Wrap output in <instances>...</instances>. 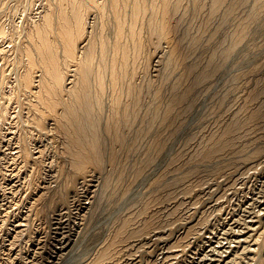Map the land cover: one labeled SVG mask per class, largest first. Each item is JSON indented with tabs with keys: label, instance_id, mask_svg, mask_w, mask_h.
Masks as SVG:
<instances>
[{
	"label": "bare ground",
	"instance_id": "obj_1",
	"mask_svg": "<svg viewBox=\"0 0 264 264\" xmlns=\"http://www.w3.org/2000/svg\"><path fill=\"white\" fill-rule=\"evenodd\" d=\"M6 8V1L0 0V60L7 61L6 50L14 54L9 69L14 88L6 96L0 91V109L4 110L1 99L13 98L20 114L27 98L24 106L27 123L18 124L22 136L18 156L23 163L28 162L37 138L49 127V150H59L65 160V164L52 165L53 172L63 174L52 190L49 186L45 190L25 186L26 197L36 199L31 205L34 209L37 206L36 211L65 208L68 198L81 186L77 187L78 184L85 182L87 176H94L99 180L94 184L96 199L87 206L92 217L97 212L96 203L112 187V172L122 161L121 157L132 156L137 143L141 146L139 142L147 135H152L156 150L145 151L140 157L143 165H133V169L139 173L142 167L145 170L153 164L155 152L166 143L164 125H171L168 133L182 125L184 112L195 105L202 92L212 87L236 46L244 40L250 24L264 12V0H24L22 13L11 16L10 28L1 20ZM237 9L244 11L237 24L216 38V31ZM261 67L260 63L251 70ZM242 75L245 73L232 74L233 78ZM7 82L3 72L0 84ZM252 85L244 93L242 103L229 110L228 117L215 130L203 135L190 132L200 138L194 150L183 158L182 149L171 151L161 171L164 177L158 175L150 185L163 184L166 190L170 184L174 188L181 185L179 192L184 195L200 186L198 180L194 182L191 178L203 176L202 172L217 178L227 169L236 171L233 174L237 169L248 174L257 162L263 161L264 166V78L255 77ZM226 93L217 99L211 111L227 110ZM8 128L5 118H1L0 132L4 136L12 135ZM36 150L40 148L37 146ZM174 159H178L176 164L171 162ZM209 165L212 166L207 169ZM161 190L139 202L137 210L127 214L125 210L121 214L115 231L99 245L91 264L105 261L110 264L121 256L125 257L119 260L120 264H134V255L138 249L147 247L151 234L166 233L164 224L154 219L158 209L153 211L152 207L174 198L175 189L164 194H160ZM125 200L121 202L126 203ZM197 200L191 201L192 210L198 208L194 203ZM256 201L264 203V194L247 207L254 206ZM244 211L249 210L244 208ZM11 212L8 210L3 219ZM15 221V228L24 224L23 231L33 241L35 237L31 234L36 235L39 229L30 226L27 216L24 223L19 217ZM197 224L189 225L183 236L167 242L165 258L175 259L178 251H184L185 236ZM63 231L61 238H66V246L74 234L68 229ZM10 244L12 250L15 235ZM21 246L13 250L17 255H23L30 245L25 249ZM209 250L216 251V244ZM7 253L5 259L14 263L17 255L11 257L12 253ZM210 259L211 253L207 252L196 262L217 264L207 263Z\"/></svg>",
	"mask_w": 264,
	"mask_h": 264
},
{
	"label": "rangeland",
	"instance_id": "obj_2",
	"mask_svg": "<svg viewBox=\"0 0 264 264\" xmlns=\"http://www.w3.org/2000/svg\"><path fill=\"white\" fill-rule=\"evenodd\" d=\"M5 1L7 8L4 16L2 14L1 20H4L6 27L10 28L11 16L22 13L20 10L24 0H18L17 3L11 0ZM14 4L19 5L18 8H15ZM238 10H235L229 16L228 21L220 27L221 29L216 31V38L223 36L225 32H230L237 24V20L244 12L241 9ZM198 18L201 20L200 17ZM250 25L252 26L248 28L244 40L236 46L226 67L218 75L212 87L198 96L195 105L189 111L184 112L185 116L181 115L183 116L180 119L183 122L182 125L170 133L168 131L171 125H164L163 137L167 138L166 143L162 150L155 152L153 164L151 163L145 170L142 167L139 173L133 169V165H143L140 159L144 156L145 151L156 150L153 146L152 135L144 137L139 142L141 146L137 143V151H134L132 156L128 155L129 159L121 157L122 161L119 164L121 166L118 165L116 171L112 172L111 192L109 190L98 202L100 205L96 203L95 210L97 209V212L95 211L92 217L88 214L87 206L90 207L96 199L97 191H95L94 184L99 180L94 176H87L85 182L78 184L77 187L81 186L77 189V193L68 198L69 202L65 208L57 207L51 212H43L36 211V205L35 209L31 206L33 200L36 199L26 197L27 192L24 187L45 190V187L49 186V190H52L63 176V174L53 172L52 165L65 164V160L60 156L59 150H49L51 146L48 142L50 128L47 127L45 132L37 138L34 144L36 147L32 150L29 161L23 163L18 156L19 151H17L19 143L22 141L18 124L20 122L27 123L28 112L24 107L27 98L22 104L23 108L20 114L17 111L18 103L13 98L9 101L6 98L1 99V102H4V110L0 109V119L5 118L9 126L8 129L13 133L11 136H4L0 132V264H31L33 261H37V264H51L52 261H55V264H82L83 262L91 264L90 262L102 245V241L115 231L121 214L137 210V205L139 206L141 201L156 194L160 188L162 189L160 194L175 189L174 198L152 207L153 211L158 209V212L155 213L157 217L154 219H159L158 222L164 224L167 231L166 233L151 234L147 239V247L145 246L142 250L138 249L134 255V264L143 262L144 264H197L196 261L199 262V258L207 252L211 253L212 257L207 263L262 264L264 262V203L256 201L254 206H247L264 194L263 161L250 167L248 174L239 173V169H237V173L233 174L236 171L227 169V172L217 178H214V175L205 174L206 172H202L203 176L201 177L193 176L191 179H194V182L198 180L200 186L188 193L189 195H182L179 192L181 185L174 188L175 186L170 184L168 190L162 187L163 184L160 186L150 185L151 180L158 175L164 177V173L162 174L161 171L165 168V162L169 161V157L172 155L171 151L182 149L180 157L183 158L194 150L200 138L197 135L192 136L190 132L203 135L215 130L228 117L229 110L237 108L242 103V97L250 89L254 78H264V12L258 20ZM5 48L9 49V47ZM10 52V49L4 52V57L7 58L5 63L0 60V76L4 72L8 78L5 85L0 84V91L4 96L14 88V77L9 73L14 54H9ZM260 63L262 64L260 69L251 70L253 66ZM235 72L245 73V75L233 78L232 74ZM230 77L231 79H229ZM230 90L231 92H229ZM223 93L228 95L225 102L228 103V107L230 105L231 107H227L225 111L224 108L222 110L215 109L216 113L211 111ZM6 138L9 140L6 141ZM184 140L187 141L184 142ZM37 146L41 152L36 150ZM34 157H38V159L33 160ZM171 162L176 164L178 159ZM211 166H207V169ZM13 167L16 168L15 171L10 170ZM92 195L94 196L92 197ZM195 198H198L197 202H194L198 204V208L192 210L193 208L189 205H192L191 201ZM121 200L122 202L125 200L126 203H122ZM178 200H180V204H178ZM17 204L18 206H16ZM174 206L177 208L170 213L169 211ZM244 208H248L249 211H244ZM8 210H12V212L3 219V215ZM26 216L27 222H31L30 226L39 229L36 235L31 234L32 237H35L33 241H29L28 234L23 231L24 224L18 229L14 226L16 218L19 217L24 223ZM193 224H197V226L185 236L184 251L181 253L178 251L179 256L175 259L165 258L167 242L183 236L187 227ZM159 226L161 225L159 224ZM65 229L73 231L74 234L66 246H64L67 242L66 238H61ZM14 235L15 244L11 250L10 242ZM26 239L29 242L25 241ZM215 244L216 251L211 252L209 248ZM28 245L30 246L28 247ZM19 246L24 249L28 247V250L20 255V250L16 249L15 251L19 253L17 255L13 250ZM258 247L260 248L258 249ZM7 252L12 253L11 257L17 255V258L13 259L14 263L5 259L8 256ZM239 254L242 255L239 256ZM124 257L121 256L120 262ZM119 260L110 264H120ZM105 263L108 264L106 261L99 264Z\"/></svg>",
	"mask_w": 264,
	"mask_h": 264
}]
</instances>
